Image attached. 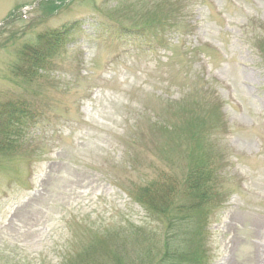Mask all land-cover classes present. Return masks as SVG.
Segmentation results:
<instances>
[{
	"label": "rangeland",
	"instance_id": "374dc122",
	"mask_svg": "<svg viewBox=\"0 0 264 264\" xmlns=\"http://www.w3.org/2000/svg\"><path fill=\"white\" fill-rule=\"evenodd\" d=\"M5 103L29 118L0 154V264H157L167 220L137 192L182 200L197 166L219 196L191 211L190 264H264V0H0Z\"/></svg>",
	"mask_w": 264,
	"mask_h": 264
},
{
	"label": "trees",
	"instance_id": "16d2710c",
	"mask_svg": "<svg viewBox=\"0 0 264 264\" xmlns=\"http://www.w3.org/2000/svg\"><path fill=\"white\" fill-rule=\"evenodd\" d=\"M80 25V22H76L69 26L64 25L57 30L40 34L38 36L37 49L28 48V51L24 52L25 63L28 66V71L25 74H31L32 67L39 65L40 60L43 61L41 63H44L51 58L54 51L65 45L68 38ZM52 50L53 52H51ZM2 107L4 110L0 113V120L1 118L4 120L5 124H3V127L6 131L0 129V138L5 140V144L0 143V154L8 157L16 151L17 145L20 143L19 136H13L9 139L11 132L8 131H12L15 126L21 125L23 119H28L29 110L25 106L16 107L12 103H5ZM189 173L181 191V195L184 197L182 200H178L176 187L168 182L150 185L137 192L141 198V205L146 212L167 220L164 234L165 246L161 260L157 264H190L191 257L188 254L185 255L186 252L183 251V246L188 242L187 233L189 235V232L187 224L191 219V211L201 206L207 199L213 203L219 196L218 176L213 170L209 179L206 178L207 171L201 172L198 166ZM211 208L207 209L205 219H203V232L205 231L204 226L209 219L208 212L210 214ZM118 262L116 263L120 264Z\"/></svg>",
	"mask_w": 264,
	"mask_h": 264
}]
</instances>
